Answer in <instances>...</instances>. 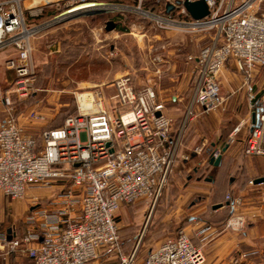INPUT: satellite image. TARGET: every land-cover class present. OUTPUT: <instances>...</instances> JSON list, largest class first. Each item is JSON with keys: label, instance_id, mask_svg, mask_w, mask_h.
<instances>
[{"label": "built area", "instance_id": "1", "mask_svg": "<svg viewBox=\"0 0 264 264\" xmlns=\"http://www.w3.org/2000/svg\"><path fill=\"white\" fill-rule=\"evenodd\" d=\"M26 1L0 0V51L14 49L5 63L15 71L19 96L27 94L32 79V40L55 21L82 13L116 14L122 24L127 15H135L139 19L127 25L128 33L140 38L147 34L146 26L159 32L210 33L209 42L188 55L193 60L190 106L196 102L202 112L222 105L219 73L229 59H234L245 81L256 67L264 65V0H203L209 12L199 19L184 7V2L198 0H152L160 2L161 11L146 7L145 0H44L37 6H25ZM60 3L68 8L53 20L26 21ZM168 6L173 8L166 12ZM108 85L112 92L95 90L88 105L77 96V111L68 114L60 126L43 129L40 139L25 132L0 87V99L9 107L0 121V191L14 199L24 197L30 188L64 184L46 196L44 206H38L44 196H33L34 213L40 219L36 227L12 237L0 230L1 252H23L34 264H95L104 249L118 248L115 213L120 205L141 199L154 204L160 196L176 159L179 134L171 136L173 118L164 111L155 82L137 86L132 75L124 73ZM39 116L36 110L29 112L31 118ZM263 137L261 109L256 121L248 125L244 152L264 154ZM249 183L255 181L249 179ZM225 199L231 214L222 228L242 230L247 219L236 212L241 198L227 193ZM213 233L215 229L205 222L196 230L199 243H195L180 228L141 259L136 257V248L121 252L118 264H203V246Z\"/></svg>", "mask_w": 264, "mask_h": 264}, {"label": "rangeland", "instance_id": "2", "mask_svg": "<svg viewBox=\"0 0 264 264\" xmlns=\"http://www.w3.org/2000/svg\"><path fill=\"white\" fill-rule=\"evenodd\" d=\"M43 2L27 0L25 3L26 6H37ZM66 8L68 6L65 3L45 7L37 17L47 11L53 13L39 22L53 20L55 15ZM105 14L112 13L75 14L55 21L33 39V74L24 96H19L16 90L17 76L14 69L7 68L5 63L14 49L0 51V87L2 95L9 97L12 102L9 105L12 112L19 116L39 100L35 110L44 116L43 119L47 118L44 125L40 124L44 121L42 118H38L40 122L31 125L37 139H40L44 127L58 124L65 115L77 111L78 94L88 93L91 100L95 90L110 93L113 88L108 84L124 73H130L137 86L144 84L149 77L156 81L161 91L160 98L173 118L172 129L179 135L182 132L189 136L193 132L194 121L200 115L222 111L224 104L209 112H199L201 114L192 119L198 110L194 111L193 106H190L193 99V63L189 61L188 55L198 53L210 33L195 35L176 31L159 32L146 26L147 34L140 38L128 33L126 23L122 24L126 27L124 31L117 27L106 31ZM37 17H29L30 23L37 22L34 19ZM47 45H50L49 48ZM152 59L158 61L152 63ZM187 61L190 63L187 64ZM235 74L244 79L237 67L226 63L219 73V80L222 75H229V78ZM230 84L225 89L232 90L234 84L231 81ZM8 110L5 100L0 99V117L8 113ZM177 160L154 204L141 199L125 204L116 211L118 250L124 239V253L136 248L137 258L142 257L164 237L180 228L187 231L186 225L194 221L193 215H197L194 208L204 202L205 189L209 185L203 177H209L210 174L204 168L194 172L191 166L182 165V159ZM61 184L58 182L50 187L36 188L33 194L40 196L38 191L41 189L57 192ZM26 196L27 193L22 198L12 200H23ZM206 202L209 206L211 200Z\"/></svg>", "mask_w": 264, "mask_h": 264}, {"label": "crops", "instance_id": "3", "mask_svg": "<svg viewBox=\"0 0 264 264\" xmlns=\"http://www.w3.org/2000/svg\"><path fill=\"white\" fill-rule=\"evenodd\" d=\"M24 5L26 6L25 2ZM26 19L27 22H30L29 17ZM209 40L210 36L207 37V41L204 44H207ZM49 46L47 45V48ZM189 61L193 63L192 59ZM190 62L187 61V64ZM226 63L233 64L237 67L234 59H229ZM227 76L229 75H222L219 80L220 91L224 97L222 111L200 115L194 121L196 124L193 123V132L189 136L181 132L173 167L178 161L177 159L180 158L182 159V165L191 166L194 172L196 171L195 168H204L210 174L209 177H203L204 181H206L205 183L209 184L207 185L208 187L205 186L207 187L205 189V200L201 204H197V207L195 206L194 210L197 215H193L194 221L186 225L192 240L195 243H199V236L196 234V230L206 222V219L215 222L210 223L213 229H215V233L207 239V242L203 246L205 253V261L203 264H264V179L261 181L255 180L258 177H264V154H246L243 150L244 137L247 133L248 125L252 121L251 114L254 111L255 98L258 97L261 100V109H264V65L256 67L252 77L248 81H245V79H242L236 74L233 77H229L230 79ZM229 80L234 84L232 90L225 89L227 88L226 85L231 86ZM149 81L155 82L158 97L160 98L161 91L157 87L156 81L149 77L144 84ZM172 97L175 96L172 95ZM38 101L35 102V106L39 104ZM35 106L17 116V120L25 132L34 136L36 135L31 125L35 122H40L38 118L44 120L41 121L43 122L40 123L41 125L47 122V118L43 119L44 116L38 110L36 111L40 114L39 117H29V112L32 109L35 110ZM192 106L194 111L198 110L196 114L194 112L193 119L201 114L199 112L202 111L200 105L196 102H193ZM164 111L169 114L166 105ZM6 116L7 113L2 115L0 121H3ZM240 121H242L240 129L236 133H232L233 127ZM61 122L46 126L43 129L60 126L62 124ZM174 132L175 134L171 133L172 137L179 134L176 131ZM191 134L192 136H190ZM231 134L233 140H230ZM261 144L264 146V137ZM207 146H210L213 152L218 151L221 154L217 164L209 162V153L205 152V147ZM197 147H200V149L197 150ZM249 179H253L255 183H249ZM63 185L61 184V187ZM61 187L58 188L60 189ZM34 189L36 188L28 189L26 198L17 201L6 197L0 191V230L4 231L8 237L18 236L27 227H36L38 225L40 219L34 213L33 208L35 203L33 196L36 195L33 194L35 192ZM38 192L41 197L44 196V199L41 200L38 206H44L45 200L47 199L46 196L56 193H52L48 189H41ZM227 193L235 197H240L242 200L236 208V212L245 216L247 224L240 231L223 229V223L219 224L228 214V208L226 206L228 202L225 201V195ZM207 200H211L209 206L207 205ZM125 204L130 203H123L120 207ZM5 222L7 223L6 225ZM176 232L163 239L174 236ZM121 252V249H104L99 258L96 259L95 264H117ZM242 252H247L248 254L242 256ZM142 257H138L137 259H141ZM0 264L34 263L23 252L0 251ZM82 264L89 263L84 262Z\"/></svg>", "mask_w": 264, "mask_h": 264}, {"label": "trees", "instance_id": "4", "mask_svg": "<svg viewBox=\"0 0 264 264\" xmlns=\"http://www.w3.org/2000/svg\"><path fill=\"white\" fill-rule=\"evenodd\" d=\"M144 5L146 6V7H150L151 9H153V10H155V11H161L162 10V8H161V4H160V2H155V1H152V0H145V3H144ZM53 12L52 11H50V12H46V14H42L41 16H39V17H37V18H34L35 19V21H37V22H39V21H41L42 19H44V18H46V16H49L50 14H52ZM106 16H105V21H107V20H113V21H115V23H116V27H117V29H119L120 31H124L125 29H126V27H124V25H122V23H121V21L119 20L120 18L116 15V14H111V15H108V14H105ZM139 18L137 17V16H135V15H132V14H129V15H127L126 17H125V22H126V26H127V24H129L130 22H132V21H137ZM205 45V44H204ZM253 108H254V111H256V112H259L260 110H261V108H262V102H261V100L257 97V98H255L254 99V106H253ZM70 113H74V112H70ZM70 113H68V114H70ZM67 114V115H68ZM67 115H65L64 117H63V119H62V122H63V120H64V118L67 116ZM61 122V123H62ZM172 134H175V132L174 131H172L171 132ZM205 152H207V153H209V157H210V155L211 154H213V149L210 147V146H207V147H205ZM243 150H244V148H243ZM174 164V163H173ZM172 167H173V165H172ZM195 170L197 171L198 170V168L196 169L195 168ZM168 176V175H167ZM162 189H163V187H162ZM162 192V191H161ZM225 201H226V199H225ZM226 206H227V208H228V214L219 222V224H221V223H223L224 221H225V219L231 214V207L229 206V204L228 203H226ZM115 219H116V213H115ZM206 222H209V223H215V222H213L212 220H210V219H206ZM119 230V229H118ZM192 238V237H191ZM123 244H125V240L124 239H122V242H121V244H120V246H121V250H122V247L123 246H125V245H123ZM153 248V247H152ZM152 248H150V249H152ZM149 249V250H150ZM149 250H148V252H149ZM122 252L124 253V251L122 250ZM147 252V253H148ZM136 257H137V255H136ZM119 262V261H118ZM118 264V263H117Z\"/></svg>", "mask_w": 264, "mask_h": 264}, {"label": "water", "instance_id": "5", "mask_svg": "<svg viewBox=\"0 0 264 264\" xmlns=\"http://www.w3.org/2000/svg\"><path fill=\"white\" fill-rule=\"evenodd\" d=\"M184 7L187 9V11L191 15V17H193L195 19L202 18V17L206 16L209 12L206 3L203 0L192 1V2L186 1V2H184ZM172 8H173V6H168L166 8V12H169ZM114 28H115V22L113 20H107L105 22V30L110 31V30H113ZM158 113H159V111H157V114ZM256 116H257V112L252 111V114H251L252 122L256 121ZM220 157H221L220 153L217 154L216 156L211 154L209 157V162L217 164L220 160ZM263 179H264V177H258L255 180L261 181Z\"/></svg>", "mask_w": 264, "mask_h": 264}, {"label": "bare ground", "instance_id": "6", "mask_svg": "<svg viewBox=\"0 0 264 264\" xmlns=\"http://www.w3.org/2000/svg\"><path fill=\"white\" fill-rule=\"evenodd\" d=\"M83 93H85V92H83ZM81 94V93H80ZM88 96H90L88 93L87 94H81V95H79L78 94V97H79V100H80V102L82 103V104H86V105H88L89 104V99L91 98V96H90V98L88 97ZM91 103V102H90Z\"/></svg>", "mask_w": 264, "mask_h": 264}]
</instances>
